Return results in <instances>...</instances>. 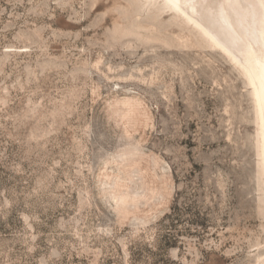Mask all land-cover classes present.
Returning <instances> with one entry per match:
<instances>
[{
  "label": "rangeland",
  "instance_id": "obj_1",
  "mask_svg": "<svg viewBox=\"0 0 264 264\" xmlns=\"http://www.w3.org/2000/svg\"><path fill=\"white\" fill-rule=\"evenodd\" d=\"M0 264H264L252 87L167 0H0Z\"/></svg>",
  "mask_w": 264,
  "mask_h": 264
},
{
  "label": "bare ground",
  "instance_id": "obj_2",
  "mask_svg": "<svg viewBox=\"0 0 264 264\" xmlns=\"http://www.w3.org/2000/svg\"><path fill=\"white\" fill-rule=\"evenodd\" d=\"M245 73L255 98L264 171V7L261 0H167Z\"/></svg>",
  "mask_w": 264,
  "mask_h": 264
},
{
  "label": "snow or ice",
  "instance_id": "obj_3",
  "mask_svg": "<svg viewBox=\"0 0 264 264\" xmlns=\"http://www.w3.org/2000/svg\"><path fill=\"white\" fill-rule=\"evenodd\" d=\"M261 7H264V0H261Z\"/></svg>",
  "mask_w": 264,
  "mask_h": 264
}]
</instances>
